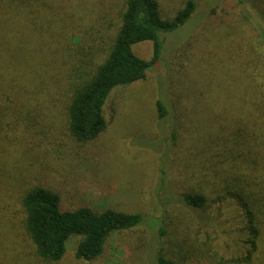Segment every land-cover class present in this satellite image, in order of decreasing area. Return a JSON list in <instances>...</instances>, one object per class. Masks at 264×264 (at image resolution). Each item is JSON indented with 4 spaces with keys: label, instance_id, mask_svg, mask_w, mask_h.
<instances>
[{
    "label": "rangeland",
    "instance_id": "374dc122",
    "mask_svg": "<svg viewBox=\"0 0 264 264\" xmlns=\"http://www.w3.org/2000/svg\"><path fill=\"white\" fill-rule=\"evenodd\" d=\"M67 1L66 9L50 1L53 35L31 38L39 44L42 69L36 81L19 85L32 88L30 97L19 106L16 98L1 104L7 111L0 116V264H158L160 253L182 264H235L245 255L248 221L242 207H222L221 193L210 187L222 188L203 139L211 137L215 115L227 135H249V128L240 126L242 132L235 125L242 76L249 87V25L264 62V28L253 17L249 23V1L195 0L204 14L161 35L159 63L145 80L113 90L104 107L106 130L88 143L77 142L69 131L68 91L78 75L86 78L102 61L118 22L108 13L110 0ZM115 1L118 12L123 1ZM158 1L172 18L189 0ZM133 51L146 61L154 54L151 42ZM260 78L264 83V68ZM200 93L198 110L201 100L191 97ZM160 101L169 112L164 120ZM37 188L56 194L64 211L110 210L140 215L144 223L111 237L94 262L78 260L73 243L61 261L49 262L36 255L24 229L22 198ZM186 194L206 198L207 216L183 203Z\"/></svg>",
    "mask_w": 264,
    "mask_h": 264
},
{
    "label": "trees",
    "instance_id": "16d2710c",
    "mask_svg": "<svg viewBox=\"0 0 264 264\" xmlns=\"http://www.w3.org/2000/svg\"><path fill=\"white\" fill-rule=\"evenodd\" d=\"M50 1L64 9L68 3L67 0L66 3L64 0H0V116L7 111L2 109L1 104L6 105L14 98L19 100L14 106L25 104L32 88L28 85V88L19 86L20 83L36 81L41 73L42 57L35 52L39 44L31 38L43 41L44 34L53 35L50 22L55 19V15ZM81 1L74 0L77 4ZM122 1L123 5L117 12L114 7L116 1L110 0L108 13L112 15V22H118V27L108 42L102 61L91 73L84 74L86 78L77 79L78 75L76 80L80 81L76 83L75 80L68 91L65 108L67 124L72 137L79 143L92 142L106 130L104 107L113 90L145 80L149 70L159 63L164 49L161 35L176 32L204 14L195 0L187 1L172 18L164 16L158 0ZM247 1L251 14L249 23L253 24V17L263 29L264 0ZM78 7L82 9L86 6L80 3ZM213 9L214 6L209 9L210 12ZM83 10L85 15L89 12L88 8ZM250 26L249 87L241 75L244 89L240 90L241 100L236 95L237 103L240 104V120L239 125L235 123L241 131L240 126L249 128V135L243 133L242 138L227 135L228 127H221L215 115L208 131L211 137L203 139L211 153V168L217 171V184L222 188L215 185L210 187L215 193H221L222 207L224 204L242 207L248 221V239L244 243L245 248L243 246L245 255L235 264H264V83L260 78L264 62L258 59L261 52L253 46L255 36ZM145 42L153 44L154 54L150 61L140 59L133 51L135 45ZM44 65L48 66L46 59ZM241 74L245 73L241 71ZM201 97L200 93V96L195 95L191 99L194 98L197 103ZM231 101L228 99L229 103ZM164 103L160 101L157 104L160 120L169 116ZM201 105L202 100L198 110H201ZM248 140L249 161L244 158L248 157L245 153ZM223 154H226L225 158H222ZM216 181L210 182L215 184ZM227 184L232 188H225ZM180 198L187 206L207 216L205 207L208 201L205 197L186 194ZM22 208L25 215L24 229L36 255L54 263L64 258L72 243L78 260L94 262L103 256L111 237L138 229L144 223L140 215L110 210L97 213L82 207L64 211L60 207L59 197L41 188L30 190L23 196ZM242 231L236 232L243 234ZM157 263L182 264L166 259L161 253Z\"/></svg>",
    "mask_w": 264,
    "mask_h": 264
}]
</instances>
